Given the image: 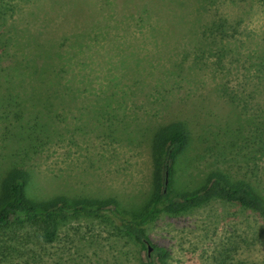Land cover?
<instances>
[{"label":"rangeland","instance_id":"1","mask_svg":"<svg viewBox=\"0 0 264 264\" xmlns=\"http://www.w3.org/2000/svg\"><path fill=\"white\" fill-rule=\"evenodd\" d=\"M95 1L83 4L76 13L81 21H87L89 13L95 19L100 17L96 23L100 33L96 36L87 28L83 49L74 50L65 79L82 77L68 84L80 99L67 104L65 111L52 114L59 135L29 157L1 143L0 163L6 164L7 154L18 161L24 158L33 181L30 194L38 200L61 194L102 200L112 197L131 219L132 211L143 205L153 189V128L175 120L187 123L188 130L200 135L203 142L194 145L199 149L181 156L183 162L179 159L173 175L174 192L194 189L217 168L264 191V158L248 160L251 142L244 147L241 134H249V120L254 118L256 123L264 118L263 91L245 63L229 67L228 56L225 66L215 68L210 57L195 67L191 44L177 33L164 36V21L152 16L138 22L131 16L136 15L131 14L134 8L120 11L118 4L106 7L110 14L102 18ZM124 1L130 7L132 2ZM145 1L134 2L143 5ZM61 3L23 1L11 22L34 33L47 25L51 37L61 36L72 31L70 21L74 20L71 15L56 20ZM217 4L231 21H240L238 33L230 40L239 47L240 53L235 54L243 61L262 41L264 4L259 0H220ZM187 13L190 17V10ZM31 20L35 24L26 25ZM109 96L113 99L110 106L93 115L102 110L104 97ZM3 131L0 126V133ZM224 133L234 146H229ZM215 134L223 147L216 144ZM108 229L97 218L73 219L51 242L32 248L45 256L35 254L31 264H58L59 255L64 259L61 264H138L133 246L125 239L116 241ZM148 233L152 244L169 251V264H264V221L237 205L214 201L179 216L162 214ZM24 258L8 264H26Z\"/></svg>","mask_w":264,"mask_h":264},{"label":"trees","instance_id":"2","mask_svg":"<svg viewBox=\"0 0 264 264\" xmlns=\"http://www.w3.org/2000/svg\"><path fill=\"white\" fill-rule=\"evenodd\" d=\"M23 1L27 0H0V126L4 130L0 133V144L18 153L23 151V155L29 157L59 135L52 117V114H56L54 111H65L67 104L80 99V94L68 84H74L82 77L73 75L65 79V75L71 70L70 62L76 54L74 50L80 52L84 47L87 28L96 36L100 33L96 27L100 17L95 19L89 13L87 21H81L80 15L76 14L80 6L90 5L93 0H62L56 20L73 16L74 20L70 21L72 31L61 36L52 34L51 37L47 25L36 28L38 30L34 33L30 28L19 29L14 21L11 22ZM134 1L130 0V7L129 2L124 0L95 2L100 9L98 16L102 18L110 14L106 7L118 4L120 11L134 8L131 14L136 12V15L131 16L138 22L151 20L152 16L164 21V36L177 33L191 44L195 67L210 57L214 58L215 68L225 66L223 63L227 62L228 56L229 67L234 65L235 68L239 63H245L258 89L264 94V35L261 43L255 44L256 48L240 61L235 54L240 53L239 47L233 46L230 40L238 33L240 21H231L217 9L220 0H148L143 5ZM259 1L264 4V0ZM211 6L214 8L212 11ZM187 10H190V17ZM35 22L31 20L26 25L31 26ZM19 51L21 57H17ZM112 100L110 96L104 97L102 110L92 114L98 116L103 113ZM248 126V137L241 132L243 146L251 142L252 156L248 160L262 159L264 118L260 117L256 123L253 118L248 121ZM153 129V189L143 205L132 213L130 211L131 219L126 218L129 212L112 197L103 200L72 198L62 194L46 200L32 197L33 181L26 160H14L7 154L6 164L0 163V264L11 263L17 258L22 260V257L27 260L26 264H31L36 254L32 248H41L51 242L73 219H100L116 241L125 239L133 246L138 264H169V251L163 245L152 244L148 233L149 226L162 214L179 216L211 202L221 201L252 211L264 221V191L255 188L251 181L232 179L223 169L210 170L194 189L174 192L173 175L179 159L181 161V156H188L192 148L193 151L199 149L194 145L203 140L200 135L195 136L188 130L187 123L180 121L171 120ZM224 136L229 146H234L228 133H224ZM218 138L219 135L215 134V142L221 148L223 143ZM83 242L92 245L88 239H83ZM36 255L39 258L45 256L40 253ZM49 255L46 254V257ZM62 259L63 256L59 255L57 263L61 264Z\"/></svg>","mask_w":264,"mask_h":264},{"label":"water","instance_id":"3","mask_svg":"<svg viewBox=\"0 0 264 264\" xmlns=\"http://www.w3.org/2000/svg\"><path fill=\"white\" fill-rule=\"evenodd\" d=\"M151 250V248H149V251Z\"/></svg>","mask_w":264,"mask_h":264}]
</instances>
